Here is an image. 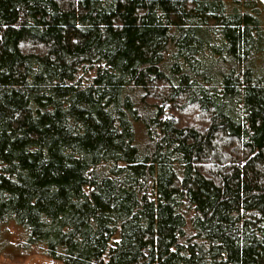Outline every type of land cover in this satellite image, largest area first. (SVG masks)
<instances>
[{
    "label": "trees",
    "instance_id": "obj_1",
    "mask_svg": "<svg viewBox=\"0 0 264 264\" xmlns=\"http://www.w3.org/2000/svg\"><path fill=\"white\" fill-rule=\"evenodd\" d=\"M262 5L0 0V253L264 264Z\"/></svg>",
    "mask_w": 264,
    "mask_h": 264
},
{
    "label": "rangeland",
    "instance_id": "obj_2",
    "mask_svg": "<svg viewBox=\"0 0 264 264\" xmlns=\"http://www.w3.org/2000/svg\"><path fill=\"white\" fill-rule=\"evenodd\" d=\"M261 19L264 27V5H262ZM167 116H178V119L190 117L187 112L174 110L166 106ZM194 117V116H193ZM4 249L0 253V264H50L52 261L38 246L26 247L23 243V231L14 223H9L2 229Z\"/></svg>",
    "mask_w": 264,
    "mask_h": 264
},
{
    "label": "water",
    "instance_id": "obj_3",
    "mask_svg": "<svg viewBox=\"0 0 264 264\" xmlns=\"http://www.w3.org/2000/svg\"><path fill=\"white\" fill-rule=\"evenodd\" d=\"M264 4V0H260Z\"/></svg>",
    "mask_w": 264,
    "mask_h": 264
}]
</instances>
